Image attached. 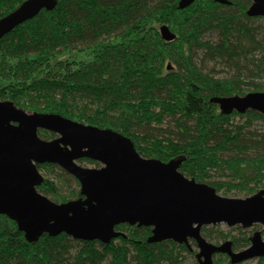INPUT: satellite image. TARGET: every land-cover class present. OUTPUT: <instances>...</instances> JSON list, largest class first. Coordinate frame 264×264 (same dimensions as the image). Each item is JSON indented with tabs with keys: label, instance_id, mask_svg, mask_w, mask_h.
<instances>
[{
	"label": "trees",
	"instance_id": "16d2710c",
	"mask_svg": "<svg viewBox=\"0 0 264 264\" xmlns=\"http://www.w3.org/2000/svg\"><path fill=\"white\" fill-rule=\"evenodd\" d=\"M24 1L0 0V19ZM179 1L59 0L0 38V100L115 129L145 157L181 158L188 177L218 192L252 195L264 183V114H224L211 99L264 91V17L247 14L251 0H195L185 9ZM163 24L175 40L161 37ZM213 33L217 39H208ZM208 63L229 75L219 77ZM39 170L46 173L38 189L53 201L83 196L78 179L58 164ZM117 228L126 235L110 244L65 233L30 242L2 214L0 264H185L189 253L197 257L194 240L151 243L152 227ZM202 234L214 243L233 240L235 250L249 247L253 235L221 224ZM219 255V264H232Z\"/></svg>",
	"mask_w": 264,
	"mask_h": 264
},
{
	"label": "water",
	"instance_id": "95a60500",
	"mask_svg": "<svg viewBox=\"0 0 264 264\" xmlns=\"http://www.w3.org/2000/svg\"><path fill=\"white\" fill-rule=\"evenodd\" d=\"M194 1L180 0L178 6L185 9ZM58 2L25 0L0 19V38L41 10L55 9ZM251 3L247 14L264 17V0ZM159 29L166 41L177 37L166 24ZM211 101L224 114L248 110L264 114V91L214 96ZM41 129L59 136L45 139ZM82 158L101 166L85 167L78 162ZM43 163L58 164L77 178L83 196L55 202L40 192ZM182 163L181 158L145 157L130 137L115 129L54 112H29L13 101L0 100V216L15 220L30 242L46 233L53 237L65 233L77 240L110 244L126 235L117 226L127 224L152 227L151 243L170 239L189 246L194 240L199 264H218V254L228 255L232 264L264 258V183L250 196L227 197L208 182L184 174ZM220 223L244 228L259 224L263 229L253 231L249 247L235 250L233 240L214 243L202 234L203 227Z\"/></svg>",
	"mask_w": 264,
	"mask_h": 264
},
{
	"label": "rangeland",
	"instance_id": "374dc122",
	"mask_svg": "<svg viewBox=\"0 0 264 264\" xmlns=\"http://www.w3.org/2000/svg\"><path fill=\"white\" fill-rule=\"evenodd\" d=\"M259 22H261V23H264V21L263 20H261V21H259ZM207 38L208 39H217V34H215V33H213L212 35H208L207 36ZM216 69L217 70V75L219 76V77H224V76H228L229 75V72L227 71V70H222L223 69V67L222 66H219V65H215V63H208L207 64V70H211V69ZM260 122V124H262V126L264 127V122H261V121H259ZM41 130H44V129H41ZM41 130H39V132L41 131ZM45 131H47V130H45ZM48 132H51V131H48ZM53 132V131H52ZM51 132V133H52ZM53 133H55V132H53ZM56 136H59V134H57V133H55V137ZM78 162L79 163H81L83 166H85V167H98V166H101V163H100V165H96L94 162H92V160H90V159H88V158H86V159H79L78 160ZM41 173H42V175L43 174H45L46 173V171L45 170H43V171H41ZM78 186V185H77ZM263 186V185H262ZM79 188H81V185L80 186H78ZM262 188V187H261ZM65 191V193L66 192H69V190H64ZM222 195H224V196H227V197H238V198H241V197H247V196H250V195H247L246 193H241V195H238V194H236V193H234V192H230V194H226V192H225V190H223V191H219ZM221 224V226H222V228L224 229V230H231L232 228H234V227H236V226H231V227H229L226 223H220ZM219 224V225H220ZM243 227V226H242ZM244 228V227H243ZM245 229V228H244ZM247 230H249V232L251 233V234H253V231L254 230H262L263 229V226L262 225H259V224H257V225H255V226H253L252 228H246ZM233 233L234 234H239L238 233V230H235V231H233ZM222 241H224V240H221V242ZM220 242V243H221ZM191 246H192V248L194 249V251L197 253L198 251H199V248H198V246H195V245H193L192 243L190 244ZM241 250H243V249H241ZM187 260H186V263L185 264H198V260H197V257H195L194 255H191L190 253H189V255H187ZM219 257H221V255H216V261H217V258H219ZM258 258H255L254 260H247V261H244L243 263H236V264H258ZM228 261H230V259L228 260ZM218 263V262H217ZM219 264V263H218ZM222 264V263H221Z\"/></svg>",
	"mask_w": 264,
	"mask_h": 264
},
{
	"label": "flooded vegetation",
	"instance_id": "af4514ba",
	"mask_svg": "<svg viewBox=\"0 0 264 264\" xmlns=\"http://www.w3.org/2000/svg\"><path fill=\"white\" fill-rule=\"evenodd\" d=\"M82 159H85V158H82ZM91 160V159H90Z\"/></svg>",
	"mask_w": 264,
	"mask_h": 264
}]
</instances>
